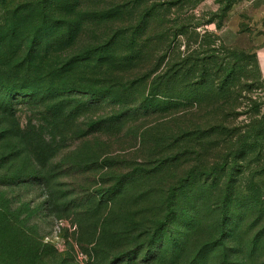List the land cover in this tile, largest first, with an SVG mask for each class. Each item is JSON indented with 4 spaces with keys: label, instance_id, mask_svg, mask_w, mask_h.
Returning <instances> with one entry per match:
<instances>
[{
    "label": "trees",
    "instance_id": "1",
    "mask_svg": "<svg viewBox=\"0 0 264 264\" xmlns=\"http://www.w3.org/2000/svg\"><path fill=\"white\" fill-rule=\"evenodd\" d=\"M139 7L122 5L114 10L136 14L125 21L131 22L127 32L121 26L98 46L63 58L54 56L52 50L72 46L88 21L77 0H0V116L4 119L0 120V142L12 137L32 147L39 144L33 137L34 127L21 130L19 124H13L21 105L40 106L42 115L54 126L97 108H113L108 116L90 119V134L118 131L137 120H159L157 123L167 126L178 120L181 127L175 132L159 127L141 134L142 128L136 127L131 132L152 147L148 158L157 156V160L137 164L142 168L128 172L106 197L113 199L130 183L133 187L156 181L159 191L163 187L158 198L162 208L153 226L138 234L134 249L118 260L121 264H154L169 255L181 258L191 237L202 233L206 240L190 264H205L200 261L202 256L216 249L221 264H234L242 253L255 252L258 244L254 236L246 248L245 239L237 237L246 214L258 200L238 191L236 184L249 168L250 158L260 167L264 118L236 125L227 111L238 104L246 86L249 60L254 64L251 71L259 78L258 62L243 51L225 47L205 53L200 60L193 50L184 59L171 60L165 71L155 76L154 70H149L133 79L118 76L102 83L74 82L72 73L80 65L95 70L107 66L125 76L139 72L152 29L162 28L159 33L167 38V51L178 35L187 34L185 25L172 30L155 21L158 8L140 11ZM201 110L204 115L192 124ZM5 120L15 129L5 126ZM32 150L38 155V148ZM167 176L170 182L165 186L161 182ZM145 197L142 192L136 196ZM184 226L187 230L182 234L178 229Z\"/></svg>",
    "mask_w": 264,
    "mask_h": 264
},
{
    "label": "rangeland",
    "instance_id": "2",
    "mask_svg": "<svg viewBox=\"0 0 264 264\" xmlns=\"http://www.w3.org/2000/svg\"><path fill=\"white\" fill-rule=\"evenodd\" d=\"M77 2L88 21L76 42L66 49L54 48V56L70 58L81 54L114 35L121 26H125L127 32L131 22L129 25L125 21L136 14L114 12L122 5L132 8L139 4L140 11L158 8L159 16L155 21L172 30L185 25L187 34L178 35L167 51V38L159 33L162 28L152 29L147 34L144 66L139 72L135 70L125 76L107 66L95 70L80 65L72 73L74 82L102 83L118 76L133 79L149 70H154L152 75L155 76L165 71L171 60L184 59L193 50L200 60L205 53L221 47L243 51L253 56L259 65L258 53L264 48V0ZM73 18L75 20V15ZM103 18L107 20H97ZM253 65L249 60L246 86L239 94L238 104L227 111L234 116L236 125L247 123L250 118H264V76L259 66L260 75L256 77L251 71ZM239 89L238 85L234 92L239 93ZM112 112L111 107L97 108L54 126L49 117L42 115L40 106L18 107L13 124H19L21 130L34 127L33 137L39 144L34 143L32 147L12 137L0 142V264H121L118 258L134 249L138 234L153 226L162 208L158 198L163 187L159 191L156 181L133 187L130 183L112 200L106 197V192L116 187L128 172L142 168L137 164L157 160V156L148 158L152 147L133 137V129L141 127L139 134L156 127L175 132L181 124L178 120L168 126L165 122L157 123L159 120H137L127 122L115 133H89L90 119ZM204 113L205 110H201L192 124ZM0 120H4L3 117L0 116ZM5 126L15 129L7 120ZM33 148H38V155ZM258 163L260 167L250 158L249 168L236 184L238 191L251 200H258L246 214L237 237L245 239L246 248L254 236L258 237V244L255 252L242 253L234 264H264V152ZM168 177L161 182L165 186L170 182ZM160 181L161 178L158 183ZM141 192L147 197L136 198ZM186 230V226L178 229L182 234ZM205 240V236L198 233L191 237L181 258L169 255L154 264H190ZM219 257L217 249L209 250L200 261L221 264Z\"/></svg>",
    "mask_w": 264,
    "mask_h": 264
},
{
    "label": "crops",
    "instance_id": "3",
    "mask_svg": "<svg viewBox=\"0 0 264 264\" xmlns=\"http://www.w3.org/2000/svg\"><path fill=\"white\" fill-rule=\"evenodd\" d=\"M258 55H259L258 56L259 66H260V69H261L263 76H264V48L262 50H260Z\"/></svg>",
    "mask_w": 264,
    "mask_h": 264
}]
</instances>
